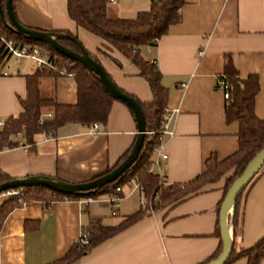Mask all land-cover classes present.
I'll list each match as a JSON object with an SVG mask.
<instances>
[{"label":"crops","instance_id":"crops-1","mask_svg":"<svg viewBox=\"0 0 264 264\" xmlns=\"http://www.w3.org/2000/svg\"><path fill=\"white\" fill-rule=\"evenodd\" d=\"M181 21L154 46L140 47L142 58L155 63L161 84L169 90L168 107L177 109L168 123L174 132L163 142L167 155V185L191 182L205 169L210 158L223 161L238 151L239 126L227 123L226 100L216 89L223 74L224 56L230 55L242 78L256 76L255 116L264 119V0H184ZM151 0H115L108 6L110 17L134 20L148 12ZM15 18L25 28L41 32H66L92 54L125 93L141 102L152 100L139 70L101 38L77 26L67 13V0H14ZM112 59H110V58ZM0 65V119L23 112L21 100L28 97L29 71H5ZM114 60V61H113ZM118 63V65L115 63ZM35 80V79H34ZM36 85L40 96L59 105L78 102L73 75L41 76ZM181 84H186L181 89ZM52 114L42 109L41 116ZM96 132L90 126L68 124L55 136L38 135L34 145L21 136L15 147L0 152V169L14 180L46 176L69 184L90 182L113 168L134 145L137 124L121 102L111 104L107 123ZM235 169L199 194L171 208L144 217L118 235L95 247L73 264H203L220 249L218 214L225 187ZM112 215L107 197L63 200L44 206L30 202L13 210L0 229V264H53L77 241L83 228L93 222L114 227L137 213L143 203L139 188L125 186ZM4 199L0 197V205ZM239 253L264 237V172L246 189L240 201L238 221L232 232ZM246 264L241 258L236 263ZM259 264H264L262 259Z\"/></svg>","mask_w":264,"mask_h":264},{"label":"trees","instance_id":"trees-1","mask_svg":"<svg viewBox=\"0 0 264 264\" xmlns=\"http://www.w3.org/2000/svg\"><path fill=\"white\" fill-rule=\"evenodd\" d=\"M0 2L2 9H4L5 0H0ZM184 4V0H151V8L148 12L139 13L134 20H123L109 16L108 0H67L69 18L77 26L107 42L131 64L136 66L139 70V76L147 82L150 88L152 100L147 103L141 102L116 87L137 102L141 109L145 121L143 146L138 159L120 179L96 190L89 197L91 200H97L100 197H108L110 195L122 196L123 193L116 192V189L125 187L129 180H135L143 199V204L139 211L126 217L119 225L114 227H106L98 222H93L89 227L83 228L81 235L86 237L87 244L81 241L73 243L68 253L53 264H73L89 254L95 247L112 239L140 219L151 216L157 211L174 207L189 197L199 194L205 185L215 183L226 172L234 168V175L225 187V196L233 182L241 176L248 163L264 148V119H258L254 113L255 96L259 92L258 79L256 76L242 78L233 64L232 57L225 55L223 74L217 80L226 82L229 88V98L226 100L224 115L227 123L236 122L239 126L238 151L223 161L210 158L205 162V169L202 174L185 184L167 185L165 176L160 179L151 172L155 149L161 143L162 117L164 110L168 107L169 90L161 84L162 76L156 65L142 58L140 47L156 45L158 40L168 33L169 27L178 24L181 21L180 11ZM52 33L69 35L66 32ZM0 36L19 44L36 45L48 51L50 60L55 66V70L37 68L34 74L27 77L29 94L26 100H21L23 112L4 121V126L0 130V151L5 148L12 149L17 147V141L15 140L19 136L22 137L27 145L33 146L36 136H55L58 129L68 124L90 126L93 124L105 125L107 123L111 104L115 100L105 93L95 74L79 63L60 55L48 45L36 43L13 34L3 25L1 19ZM74 39L78 42L76 38ZM58 43L65 48L78 52L76 44L70 40L62 39ZM87 54L99 64L96 57L88 52ZM5 59H7L5 53L0 50V65ZM115 63L118 65L116 61ZM60 75H73L76 80L78 102L74 106L59 105L52 99H45L40 96L35 80L41 76ZM215 87L218 89L217 84ZM44 108H51L53 117L46 119L41 124L40 117ZM129 111L132 113L130 109ZM132 147L107 173L111 172L126 159ZM263 172L264 165L251 183ZM12 180L14 179L0 169V185ZM251 183L238 196L234 205L233 231H235L237 226L241 197ZM17 191L19 193L18 196H8L0 205V229L5 218L13 210L20 208L24 204L41 202L46 207L63 200L82 201L88 199L77 196H63L43 187L24 188ZM221 248L222 245L218 252L203 264L216 259L221 253ZM241 258L246 259V264H259L264 259V237L252 247L239 253L233 248L231 257L226 264H234Z\"/></svg>","mask_w":264,"mask_h":264},{"label":"water","instance_id":"water-1","mask_svg":"<svg viewBox=\"0 0 264 264\" xmlns=\"http://www.w3.org/2000/svg\"><path fill=\"white\" fill-rule=\"evenodd\" d=\"M12 5L13 0H5L4 9H2L0 2V19L3 25L15 35L21 36L36 43L50 46L60 55L73 62L79 63L81 66L95 74L98 77L105 93L108 94L113 100L123 103L132 111L135 122L137 124V136L131 151L119 166H117L111 172L106 173L103 176H100L90 182L81 184H69L46 176H34L21 180H12L10 182L1 184L0 194L24 188L43 187L63 196L89 198L96 192V190L101 189L106 185L112 184L120 179L122 175L126 173V171L138 159L145 137V121L143 114L137 102H135L131 97L127 96L116 88L101 65L92 60L88 56L87 52L73 37L69 35L41 32L25 28L24 26L19 24V22L15 18ZM62 39L70 40L71 42L76 44L78 52L61 46L58 41ZM263 165L264 148L259 153H257L254 158L248 163L241 176L233 182V184L225 194L218 214L220 239L222 244L221 253L216 259L207 264H226L229 261L234 248L232 235V217L234 205L238 196L251 183V181L258 174Z\"/></svg>","mask_w":264,"mask_h":264},{"label":"built area","instance_id":"built-area-1","mask_svg":"<svg viewBox=\"0 0 264 264\" xmlns=\"http://www.w3.org/2000/svg\"><path fill=\"white\" fill-rule=\"evenodd\" d=\"M110 4H114L115 0H108ZM0 50H2L7 58H13L16 60H26L28 62H32L35 64V66L39 69L42 68H49L51 70H55V66L53 62L50 60V53L48 51H45L44 49L32 45V44H19L14 42L11 39H8L6 37L0 36ZM155 64V63H153ZM217 86L218 90L222 92L223 97L225 100H228L229 98V88L226 82L224 81H218L217 80ZM187 87L186 84H181L180 88L183 90ZM178 113L177 109H170L166 108L163 112V124L162 129L160 131V145L158 148L155 149L154 152V158H153V164L151 168V172L153 174H156L160 179H162L165 176L166 172V163H167V155L164 152L163 148V142L165 140L171 139L174 136V132L171 131L168 127V123L171 120V118ZM53 116L52 114H46L44 116L40 117V123L42 124L46 119H51ZM4 126V121L0 119V130ZM99 129L98 124H93L90 126V132H96ZM17 147L28 149V146H23L22 144H18ZM9 149V148H5ZM1 152V151H0ZM126 186H134L135 188H139L138 184L135 182V180H129ZM123 188H117L116 192H122ZM18 191H8L5 193L0 194V197L5 199L8 196H18ZM109 202L112 206V215H115V209L118 206L119 201L121 200V196L118 195H110L107 197ZM91 199H85L82 200L84 205H87ZM143 204V203H142ZM83 242L84 244H87V239L84 235H81L80 238L75 242Z\"/></svg>","mask_w":264,"mask_h":264},{"label":"rangeland","instance_id":"rangeland-1","mask_svg":"<svg viewBox=\"0 0 264 264\" xmlns=\"http://www.w3.org/2000/svg\"><path fill=\"white\" fill-rule=\"evenodd\" d=\"M32 63L26 62V60H16V59H10L7 61L6 67H4L5 71H12L19 69L20 71H29L31 69ZM1 69V68H0ZM237 264H241L240 262Z\"/></svg>","mask_w":264,"mask_h":264}]
</instances>
